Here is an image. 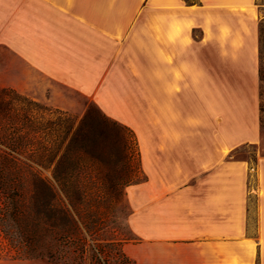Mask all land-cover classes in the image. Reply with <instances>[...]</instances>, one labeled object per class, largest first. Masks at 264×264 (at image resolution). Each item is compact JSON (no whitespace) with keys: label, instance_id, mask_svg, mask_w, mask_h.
Instances as JSON below:
<instances>
[{"label":"crops","instance_id":"obj_1","mask_svg":"<svg viewBox=\"0 0 264 264\" xmlns=\"http://www.w3.org/2000/svg\"><path fill=\"white\" fill-rule=\"evenodd\" d=\"M260 7L256 0H0V88L66 110L81 96L108 116L127 114L113 111L111 101L128 110L134 106L128 100L148 92L156 106L165 101L176 138L141 143L143 161L154 147L153 156L164 154L173 172L165 178L188 179L184 165L195 154L184 132L194 77L202 100L221 106L220 116L234 125V136L218 141L216 150L259 141L252 125ZM223 65L233 73L228 88L217 75ZM261 164L264 190V156ZM151 172L152 179L164 176L158 168ZM174 192L192 190L155 189L149 202L134 201L129 224L139 238L123 245L134 264H264V208L255 232L245 233L237 216L223 215L220 190L204 189L198 195L204 198L188 200L182 214L159 203Z\"/></svg>","mask_w":264,"mask_h":264},{"label":"rangeland","instance_id":"obj_2","mask_svg":"<svg viewBox=\"0 0 264 264\" xmlns=\"http://www.w3.org/2000/svg\"><path fill=\"white\" fill-rule=\"evenodd\" d=\"M256 4L262 8L264 0H256ZM263 17L264 11L261 12L258 28ZM198 33L199 31H195V34ZM224 61V63L228 62ZM259 69L264 70V59L261 60L260 57V31L255 98L257 119L255 125H252L253 131L256 134L259 132V141L239 144L233 149L224 146L221 151L216 150L214 145L220 140L234 136V125L231 123V117L225 120L220 116L221 106L216 107L214 101L209 99L202 100L201 95L198 94L197 78L194 77L195 90L193 93L191 92L189 99L188 132L184 130V139L189 141L191 151H194L195 154L190 158L189 163L184 165L186 171L192 173L188 179L181 178L183 176L165 178V175L172 176L173 172L170 165L167 164L164 154L158 161L153 156L154 147L148 148L149 158L145 162L143 161L141 143L151 145L176 138L175 133L171 131V119L169 120L165 113L164 100H158V106H156L155 101L147 98V92V95L142 99L128 100V106L130 102H133L134 105L128 110H120L119 101H111L115 107L113 111L127 113L109 116L123 127L121 128V137L118 138L112 127L101 125L95 121L93 116L100 114L103 110L95 102L77 96L73 109L67 111L80 119L88 110H92L93 115L90 121L95 138L91 139L87 150H79L75 155L82 166L75 175L83 181L87 178L95 180V185H91L94 188L92 190L104 197L107 203L109 202L106 210L111 219L110 226L101 231L102 236L111 237L115 233L118 238H127L126 242L137 241L139 236L129 224L134 201L142 204L149 202L155 198L150 196V193L155 189L187 186L192 190L190 194L174 192V194L163 196L159 203H164L165 206L168 203L174 205L177 207L178 213L182 214V205L188 200L197 202L203 199V196L198 195L204 194V189L220 190L223 215L237 216L241 230L245 233L255 232L258 213L262 212L264 208V190L261 187L263 171L261 161L264 156V81L261 80ZM190 70L192 77L197 75L195 67L191 66ZM217 71L218 77L220 76L223 80V88H228L229 80L233 75L232 70L223 65ZM38 101L47 104L46 101ZM244 112L245 108L240 114L243 115ZM240 114L239 117H241ZM44 116L51 118L53 114H44ZM174 121L176 123V119ZM100 130H105V135L102 137L99 136ZM157 168L164 176L157 179L153 175L155 178L152 179L151 171L157 170ZM131 189H140L138 192H134V199L129 197ZM112 226L115 227V231L112 230ZM79 231L84 232V230L77 232ZM88 255H90V251H88ZM78 261L79 258L74 260L73 253H67L59 260L60 264H78ZM118 262L119 259L113 255L110 264H118ZM0 264L54 263L45 258L10 259L3 256L0 258Z\"/></svg>","mask_w":264,"mask_h":264},{"label":"trees","instance_id":"obj_3","mask_svg":"<svg viewBox=\"0 0 264 264\" xmlns=\"http://www.w3.org/2000/svg\"><path fill=\"white\" fill-rule=\"evenodd\" d=\"M259 31L262 60L264 17ZM259 73L264 81V70ZM92 115L88 110L77 119L14 88H0V258L60 264L73 253L78 264H110L113 255L118 264H134L123 249L127 238L101 235L111 219L109 202L92 190L95 180L75 175L82 168L75 155L95 138ZM93 117L121 137L118 121L104 112Z\"/></svg>","mask_w":264,"mask_h":264}]
</instances>
